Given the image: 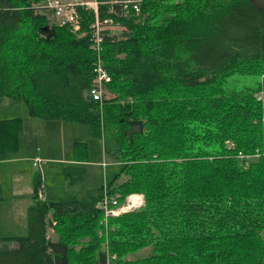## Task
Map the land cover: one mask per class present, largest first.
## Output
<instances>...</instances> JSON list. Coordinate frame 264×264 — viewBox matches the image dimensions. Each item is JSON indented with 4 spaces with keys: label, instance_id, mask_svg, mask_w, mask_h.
<instances>
[{
    "label": "trees",
    "instance_id": "obj_1",
    "mask_svg": "<svg viewBox=\"0 0 264 264\" xmlns=\"http://www.w3.org/2000/svg\"><path fill=\"white\" fill-rule=\"evenodd\" d=\"M44 1L0 0V99L51 128L89 127L118 170L59 201L38 198L37 174L28 234L0 238V264H264V10L145 0L105 38L112 82L101 105L88 94L94 15L80 10L79 32L52 25L48 38ZM24 128L21 117L0 120V162L19 154ZM71 161H93L90 145L75 141ZM77 168L63 172L70 188L85 182ZM105 187L145 205L106 216Z\"/></svg>",
    "mask_w": 264,
    "mask_h": 264
},
{
    "label": "rangeland",
    "instance_id": "obj_2",
    "mask_svg": "<svg viewBox=\"0 0 264 264\" xmlns=\"http://www.w3.org/2000/svg\"><path fill=\"white\" fill-rule=\"evenodd\" d=\"M117 33L121 34L122 31L117 30ZM109 93L110 91L108 88L105 98ZM256 96L258 100L264 99L262 93H258ZM17 117L23 118L27 123V126L22 132L23 135L21 134L22 143L20 152L23 153L25 151V153L33 154L36 149H41L40 151H37L38 155L36 156L40 155L39 157L44 156L45 158L57 159L59 161L58 163H49L44 161L40 168L36 167L33 163L34 167H32L31 183L27 169H24V172L21 173L22 178H17L16 180L11 178L9 175H3L4 178L0 177V181L4 183V189L2 190V197L4 198V201H0V238L26 236L28 234L29 206L16 205L14 201H11L10 196L12 193H15L14 191L16 189L20 191L29 185L33 188L34 194V183L37 174L41 173L44 181L45 200L59 201L67 199L70 195L85 196V184H91L94 188L100 187L105 181H109L118 170L117 167L114 168L111 164H109L108 167H104L103 161L105 160L109 163V158L107 156L104 157L101 141L93 137L92 131L89 127L79 124L62 123L61 125L48 129L44 120L35 118L34 119L37 121V125H28V120L32 118L28 115L26 106L23 103H16L8 98H1L0 120L14 119ZM75 141H84L90 145L91 159L96 161V163H94L93 167H90L84 183H79L73 188H70L68 184L69 180L65 179L63 170L66 166L70 165L68 164V161L72 156L73 143ZM241 158L245 159L246 156ZM251 158L257 159L258 157L256 155L251 156ZM23 166L28 168L27 165ZM52 166L57 167L58 170H52L50 172V167ZM15 181H18L19 183H16ZM33 203H36L34 198H32V204ZM121 205L127 207V200ZM48 221L51 225L53 220L49 217ZM48 231L49 237L55 240L56 235L54 234L53 228L49 227ZM15 246L16 243H13L12 247ZM148 250L149 249H144L138 252L136 254V258L144 257L146 255L144 253Z\"/></svg>",
    "mask_w": 264,
    "mask_h": 264
},
{
    "label": "built area",
    "instance_id": "obj_3",
    "mask_svg": "<svg viewBox=\"0 0 264 264\" xmlns=\"http://www.w3.org/2000/svg\"><path fill=\"white\" fill-rule=\"evenodd\" d=\"M145 0H45L39 9L47 13L50 26L69 27L75 32H79L82 26V16L80 10H85L94 15V21L90 26L91 49L95 53L93 62L94 80L89 89V96L96 102L103 105L105 95L108 92V85L112 82V77L108 72L103 59V43L108 35L118 34L117 30L125 32L116 18L139 17L142 3ZM179 2L180 0H175ZM240 157H244L240 155ZM44 160L36 156L33 163L40 168ZM106 165V163H104ZM127 199V208L120 204L119 195H110L107 187L104 196L98 207L106 212V216H119L127 210L139 209L145 205L144 196L138 198V202H130ZM38 198L44 201L45 188L42 186L38 191Z\"/></svg>",
    "mask_w": 264,
    "mask_h": 264
},
{
    "label": "crops",
    "instance_id": "obj_4",
    "mask_svg": "<svg viewBox=\"0 0 264 264\" xmlns=\"http://www.w3.org/2000/svg\"><path fill=\"white\" fill-rule=\"evenodd\" d=\"M61 124L62 123H60L59 125H61ZM28 125L36 126L37 125V121L35 119H29L28 120ZM26 126H27V123L25 122V127ZM46 126H47L48 129L51 128L47 123H46ZM40 150L36 149V151L33 154L25 153V151L23 153L19 152V154H17L14 158L0 162V177L4 178L3 175H9L11 178L16 180L17 178H22L21 173L24 172V169H27L28 170V174L30 176V183H31L32 167H34L33 159H34V157H36V155H38L37 151H40ZM41 158L45 162H49V163H58V161H59L57 159L45 158L44 156L43 157L41 156ZM71 159H72V156L69 159L68 164L74 165L75 167H78L77 170L80 171V173L81 172H87L88 173L90 167H93L94 163H96V161H94V160L91 161V162H86V163H74L73 161H71ZM104 163H106V165L103 164L104 167H106L107 166V162H104ZM23 165H27L29 169L26 166H23ZM66 167H68V166H66ZM112 167L115 168L117 166H112ZM65 168H64V170H65ZM117 169H118V167H117ZM52 170H58V169H57V167L52 166V167H50V172ZM64 170H63V172H64ZM87 173H86V175H87ZM15 182L19 183L18 181H15ZM3 184L4 183L2 181H0V186H1L2 190L4 189V185ZM89 185H91V184H88V185H86L87 187H85V194L90 192V191H92L93 189H95L94 187H92L93 185H91V186H89ZM14 192L16 194L12 193V195L10 196V199H11L12 202L14 201L16 203V205H19V206L26 205V206H29V208H30V206H32L34 204V203L32 204L33 188L30 185L28 187H24L20 191H18V189H16ZM80 197H84V196H80ZM0 201H4V198L2 197V199Z\"/></svg>",
    "mask_w": 264,
    "mask_h": 264
},
{
    "label": "water",
    "instance_id": "obj_5",
    "mask_svg": "<svg viewBox=\"0 0 264 264\" xmlns=\"http://www.w3.org/2000/svg\"><path fill=\"white\" fill-rule=\"evenodd\" d=\"M254 7H256L257 9H260V10H264V0H249ZM45 33L47 34V37L49 38L51 36V31H52V28L51 26H47L45 27Z\"/></svg>",
    "mask_w": 264,
    "mask_h": 264
},
{
    "label": "bare ground",
    "instance_id": "obj_6",
    "mask_svg": "<svg viewBox=\"0 0 264 264\" xmlns=\"http://www.w3.org/2000/svg\"><path fill=\"white\" fill-rule=\"evenodd\" d=\"M138 198H139V196H132L130 202H131V203H132V202H138ZM127 208H130V207H127Z\"/></svg>",
    "mask_w": 264,
    "mask_h": 264
}]
</instances>
